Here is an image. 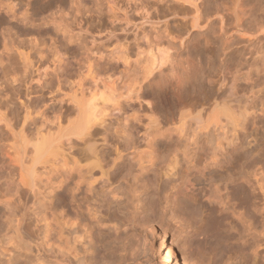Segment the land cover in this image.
<instances>
[{
    "label": "rangeland",
    "instance_id": "obj_1",
    "mask_svg": "<svg viewBox=\"0 0 264 264\" xmlns=\"http://www.w3.org/2000/svg\"><path fill=\"white\" fill-rule=\"evenodd\" d=\"M163 53L167 58L161 62ZM93 76L99 86L112 82L115 99L99 105L98 121L84 137H63L60 144L67 157L85 153L92 143L103 155L107 175L95 170L99 180L92 191L70 202L61 158L53 166L35 165L33 188L24 183L23 167L32 163L36 133L57 134L74 119L71 95L80 96L82 88L87 95L94 92ZM216 103L235 112L236 123L221 116L226 132L213 124L204 128ZM181 119H186L183 141ZM21 133L29 137L25 150ZM148 142L157 155L153 172L134 174L140 158L148 161L152 155ZM217 143L224 150L215 152ZM181 144L189 157L179 153L176 176H166L165 163ZM236 151L244 153L232 156ZM214 152L226 163L220 167L217 161L204 173L189 169L196 194L178 196L191 211L177 213L183 212L194 229L201 218L220 220L227 213L216 212L213 199L204 203L202 194L214 188L212 181L228 183L244 201L253 190L254 171L264 179V0H0V264H161L165 230L181 258L176 238L192 228L166 206L165 196L174 195L171 189L189 159L200 168ZM114 175L118 186L103 192L102 181ZM149 195L159 201L152 215L146 210ZM86 203L106 218L91 243L74 241L70 225L45 236L46 223L57 218L52 214L63 213L60 218L67 221L66 213L77 205L81 217L90 219ZM226 223L222 219L219 228L223 244L203 264H224L223 251L238 254L233 264H264V236ZM55 233L77 245L75 257L59 251Z\"/></svg>",
    "mask_w": 264,
    "mask_h": 264
},
{
    "label": "bare ground",
    "instance_id": "obj_2",
    "mask_svg": "<svg viewBox=\"0 0 264 264\" xmlns=\"http://www.w3.org/2000/svg\"><path fill=\"white\" fill-rule=\"evenodd\" d=\"M21 54H22V52H21ZM164 55L165 54L163 53L160 56L161 62H163L167 58V57H165L166 55L165 56ZM26 59H27V57H26ZM90 73H91V71H90ZM90 73H89V75H90ZM108 76H109V74H108ZM103 78H104V76H103ZM81 83H82V81L80 82V84L79 83L78 84L81 86L82 85ZM92 83L95 86V91L91 92L89 95H87L84 92V88L81 89L82 93L80 96H78V94L75 92H73L74 94L71 95V98L76 105L75 107H77V111H76V115H75L74 119H70V121L68 122V125L65 128H62L60 126V131L59 132L55 131V132H57V134L55 133L56 135L55 134L44 135L42 133L39 135V133H36L37 135H35V136H36L37 140L33 144L34 149H33V155H32V163H30L29 165L27 163L26 167H23L26 170L24 172L25 174L23 173L24 174L23 180H24V183L26 185H29L32 188H33V185H35L34 181L36 180L35 178L37 175V173L35 172L37 170L35 167L36 164L40 165V163L42 162V165L44 163L45 164L50 163L53 166V165H56L57 162L61 158V160H63L62 166L63 167L65 166L64 172L67 176V179L70 180V182H69L70 186L69 187H70L71 193H69L68 197L70 198V202L73 200H75V202L76 201L78 202L79 201L78 200L79 194H81L82 192H86V193L89 192L90 193L92 191L93 185L98 179L97 177H95V174H97L99 172V175L101 173V175L103 177L107 175V170H105L104 164H103L104 163L103 155L101 152L96 150V148L94 147V145H92V143L88 144L89 145V146H87L88 151H86V150L82 151V152L86 151L85 153H81L78 151L77 154L80 153L79 155H77L76 153L75 154L73 153V155L70 154L71 156L67 155V157L65 155L66 153L63 152V150H62L63 148L60 144V140L62 142V140L65 137H69L71 135H74V136L77 135L80 137H84L85 136L84 134H87V132H89V130L92 128V126L98 121V117L100 115V106L99 105L101 103L110 102V101L115 99L116 87L113 84H111L112 82L107 81V82H104L101 86H99L97 79L93 76V82ZM105 88H108V90L106 91ZM212 111H214V112L212 114H210V116L207 120V123L204 125V128H208L209 125L211 126L213 124L214 126L216 125V129L218 128V129H221L223 132H226V127H227L226 122L236 121L233 117L235 112H233V111L231 112V110L229 111V109L227 110L226 106H224V105L220 106L218 103H216L215 106L213 107ZM221 116L226 117L227 121L225 123L222 122L223 120L221 119ZM26 117H28V115H25V118ZM194 118H195V120H197V122L201 121V112L198 111L195 114ZM25 120H27V119H25ZM181 120L183 121L186 119H181ZM24 122H26V121H24ZM185 122L183 121L182 123H180V126H179L181 129L178 132V134H179L178 138L181 141H183V138H184L182 135L183 132L181 130L183 129V126H185ZM234 123H236V122H234ZM60 124H62V123H60ZM24 125H25V123H24ZM179 127H177V128H179ZM13 132H14L13 134H16L15 131H13ZM33 133H32V135H33ZM27 135H29V134H27ZM14 136H16V135H14ZM19 137H21V142H22L20 149L25 150L26 149L25 147L28 144L27 139L29 137L25 136L23 133H21V135ZM69 138H67V139H69ZM152 143L150 142L148 144V146L150 147L149 149L153 148V149H151L152 151L150 152L152 154L150 159L148 161H142L143 158H140L139 163L137 164L138 169H136L135 172H133L134 174H137V175L138 174H147V173L149 174L150 172L151 173L153 172V167H155L154 160H155L157 155L155 154V149H154V146ZM218 144H220V143H217V145ZM186 148L187 147L184 144L176 145L173 148L174 150H172L173 152L170 156V159H168L169 161H167V163H165L166 166H165L164 174L166 176H169L170 173H172L176 176L175 171L178 169V166L180 164L179 153H181L180 155H183V157L188 156L189 152ZM218 148L220 150H224V147L222 144L218 145L217 148L214 149V151ZM17 149H19V148H17ZM118 149H117V152H118V154H120L119 153L120 149L119 150ZM219 149H218V151H219ZM153 151H154V154H153ZM215 152H214L213 156H211V162H208V161L203 162V165L200 168L199 167L197 168L196 164L195 163L193 164L192 159H189L187 162L188 165L186 167V171H184L185 173H182L183 176L180 175L181 177L179 179L175 180V182L177 183L176 190L174 191V189H171V190H173L174 195L172 194V196L171 195L168 196L166 194L167 196H165V200L163 199L164 201L167 200L166 201L167 203L165 202L166 206H168L167 204L169 203V205L171 206L169 208L172 209L171 211L179 217L181 215L182 220L183 221L185 220L184 222L187 224V226L190 229L191 228L192 229H191V233H188L186 236H183V233H179V231L175 230L174 236L178 235V234H176V232L179 233L178 238H176V240H177L176 245L178 247H180L182 250L181 258L174 255L175 254V250L173 248L174 243L170 242L168 240L167 230H165L163 232L162 239L160 241V249L162 250L161 255H160L161 256V264H170V263H174V262H175V264H203V263H206L205 257H209V256L213 255V252L216 251L217 246L223 244V241L220 237L221 234L219 233V228L222 225V219H225V221L227 222L225 225H228V227H230V228H233V229L234 228H237V229L243 228L242 231L246 232L247 235H250L251 230H253V231L255 230L258 234H260V236H264V179L262 178L263 180L261 181L258 178V176H257L258 170L254 171L253 176L255 179L252 180V183H250V186H249L250 189L252 188L253 190H252L251 194L247 195V197L245 196L246 199L244 201H239L236 199V196L232 193L231 190L228 189V187H227L228 183H226L225 186L222 187V185H224L223 184L224 182L220 183V182H218V180H216V181L215 180L212 181L213 179L211 180L212 182L210 185L211 186L213 185L214 188H212V189L209 188V189L205 190L204 193L202 194V198H203L205 204H209L213 199L215 201L214 209L216 212L223 213L225 210H227V213L222 214L223 218H221L222 215L220 216V218H221L220 220L216 218L214 221H207V220L201 218L199 226L196 229H194L192 221H190V220L187 221L185 219V217L182 216V215H184L183 210L188 209L187 211H189L190 209H189L188 205H186L185 203H183L184 205H182L178 202V196L185 195L187 197H194L196 194V190H197L195 188L197 184L195 181L192 180V177H191L192 174L189 171V169H192L194 167L193 169L196 168L198 171H201L202 173H204V172H206V170H209L211 167L217 166L216 165L217 161L219 162L218 164H220L218 166H220V167L223 166L222 164H225L226 162L224 163L222 161H219L218 160L219 156H217L218 152L217 153H215ZM243 153L236 151V152L232 153V156H237V155H240ZM229 157H231V155ZM186 159H188V158H186ZM224 161H225V159H224ZM21 162H22V160H21ZM115 165H116V160H115V162H113V166H115ZM253 166H256V165H253ZM107 168H110V167H107ZM97 169L99 171L96 173L95 170H97ZM99 175L97 174V176H99ZM214 179H216V178H214ZM101 184H102L101 189L103 192H112L114 190V187L118 186V185L115 186V184H118V180H117V177H115V175H114V177H107L106 179H104ZM171 188H173V187H171ZM256 190H258V192H255ZM152 197L154 198V196H152V195H149V197H147L148 202H147L146 210L149 213V215L151 213L153 214V212L154 213L156 212L157 203L159 202V201H157V198L152 199ZM137 202H141V200L137 199ZM92 205L93 206L90 207L91 206L90 203L85 204V211H87V213L89 212L90 215L88 214V216H90L89 217L90 219H88V218L86 219L85 217H81V215L79 214L80 212L78 211L77 205H76V207L74 206L73 211L66 213L67 221H64V219L62 220L60 218L61 215H63V213L57 214L55 212L56 214H52V215H53V217H57V218H55L56 220L53 219V221L46 223L47 230H45L46 231L45 236L46 235L48 236L49 234H51V232H54V231L56 233H58L57 229L59 227L64 228V226L70 225L72 228L74 227V229H73L74 230L73 233L75 235L74 241H78V242L81 241L82 242V238L83 239L87 238L88 243H91L94 239V233L96 232L98 235H100L102 233V231H101L102 227H103L102 225H104V223H106V218L101 214V212L98 210L97 206L94 203ZM248 206L253 207V210H254L253 214H251L249 212ZM78 207H82V204L78 205ZM46 208H48V205ZM165 209H166V207H165ZM180 209L183 211V212H181V211L179 212L181 214L177 213V211H179ZM50 211H51V209H50ZM52 211H53V209H52ZM72 213L74 216L70 215ZM190 213H192V212H190ZM47 215L44 218L45 221H47L49 219V216H47ZM175 215H174V217H175ZM73 217H75V219ZM54 221H57V223H54ZM105 225H107V224H105ZM112 228L115 231H117L118 230V223H114ZM53 229H55V230L52 231ZM58 230L61 231L60 228ZM153 230L151 231V233L153 232ZM154 232H155V230H154ZM56 233L54 234L55 235L54 239L57 242V247H58L59 251L64 252V253L67 251V253L70 256L75 257L77 255V249H78V248H76L77 245H75L74 243H71L69 240H66L63 242L58 237L59 234H58V236H56ZM155 233H158V232H155ZM155 233H153V234H155ZM242 236L243 237L241 238V240L245 241L246 235L242 234ZM79 238L81 239L80 241H79ZM173 239H174V237H173ZM81 244L84 245L83 242ZM259 244H260L259 241L255 239V242H254L255 247L259 248ZM84 246H86V245H84ZM84 246H82V248ZM92 247H94V246L92 245ZM85 248L83 249L84 251H85ZM92 249H94V248H92ZM223 252H222L221 258L223 259L224 264H233V261L238 259V254L235 252L230 254V255H227L225 253V251H223ZM255 252H257V251L255 250ZM196 253H198L199 256H197Z\"/></svg>",
    "mask_w": 264,
    "mask_h": 264
}]
</instances>
